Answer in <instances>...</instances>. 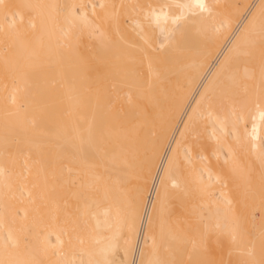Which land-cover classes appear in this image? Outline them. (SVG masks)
I'll return each mask as SVG.
<instances>
[{"label":"bare ground","instance_id":"bare-ground-1","mask_svg":"<svg viewBox=\"0 0 264 264\" xmlns=\"http://www.w3.org/2000/svg\"><path fill=\"white\" fill-rule=\"evenodd\" d=\"M0 264H264V0H0Z\"/></svg>","mask_w":264,"mask_h":264},{"label":"rangeland","instance_id":"rangeland-1","mask_svg":"<svg viewBox=\"0 0 264 264\" xmlns=\"http://www.w3.org/2000/svg\"><path fill=\"white\" fill-rule=\"evenodd\" d=\"M91 43L94 44L95 43V39L94 38H91Z\"/></svg>","mask_w":264,"mask_h":264}]
</instances>
